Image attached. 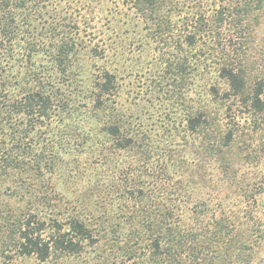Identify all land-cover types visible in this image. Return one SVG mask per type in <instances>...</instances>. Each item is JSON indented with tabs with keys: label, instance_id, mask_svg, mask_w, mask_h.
I'll return each instance as SVG.
<instances>
[{
	"label": "trees",
	"instance_id": "obj_1",
	"mask_svg": "<svg viewBox=\"0 0 264 264\" xmlns=\"http://www.w3.org/2000/svg\"><path fill=\"white\" fill-rule=\"evenodd\" d=\"M107 1L103 8L102 0H0V264H264L255 210L264 194V0ZM120 5L147 37L173 50L170 57L187 52V69L177 64L175 74L214 67L217 83L188 113L192 140L175 156L163 146L155 157L147 138L102 121L106 139L94 156L96 165L111 164L112 179L89 210L90 191L66 202L54 191L49 130L67 111L62 86L78 47L106 59L98 16ZM36 20L47 40L41 50L31 33ZM38 54L50 59L57 81L42 77ZM114 82L99 71L91 116L106 117ZM202 184L208 193L195 192Z\"/></svg>",
	"mask_w": 264,
	"mask_h": 264
},
{
	"label": "rangeland",
	"instance_id": "obj_2",
	"mask_svg": "<svg viewBox=\"0 0 264 264\" xmlns=\"http://www.w3.org/2000/svg\"><path fill=\"white\" fill-rule=\"evenodd\" d=\"M102 2L103 8L110 6L107 0ZM98 17L100 22L97 23L96 29L105 40L106 59H95L90 53L89 46L78 47L76 59H72L69 80L62 86L63 97L68 102L67 111L62 115V121H55L49 130V138L54 140V151L57 153L53 178L56 176L58 180H55L58 183L54 191L64 202L67 198L71 201L79 192L83 194L90 191L86 207L89 210L94 208L95 201L102 195L105 183L112 179L109 168L111 164L107 167L96 165L94 156L98 143L101 145L106 139L98 131L102 121L108 119L116 121L126 132L138 133V139L147 138L156 149L155 157L161 156L159 150L162 151L163 146L174 150L175 156L185 152L192 140L185 126L188 113L208 101L206 90L211 83H217L214 67L209 70L197 68L191 76L188 70L184 75H179V72L175 74L173 66L177 64H183L187 69V63L182 59L187 52H182L183 56L179 59L170 57L173 50L168 49L162 42H153L147 37L148 30L144 28L143 23L135 19L122 5L116 13L105 15L103 12ZM105 17L111 22L106 24L102 20ZM129 18H132L134 24L125 25L124 20ZM38 21L32 23L31 33L38 43V50H41L47 40L38 35L42 30L41 21ZM34 60V64L40 63L44 67L43 78L57 81L55 79L58 76L49 67L50 59L38 54ZM22 62L20 73L25 71V61ZM102 69H107L113 75L115 84L106 101V117L101 113L99 117H93L88 113V108L92 105L89 95L95 78ZM15 71L17 70L13 69V73ZM190 78H192L190 83H193L194 87L189 83ZM219 87L223 85L220 83ZM105 145L107 147L110 144ZM155 161L153 158V164ZM123 163V168H126L129 162ZM104 170L103 174H98ZM96 178L102 182L99 187L91 188ZM210 187L213 189L217 185L210 181ZM207 188L205 186L201 190L195 187V192L208 193ZM230 193H234V189ZM257 200L255 210L264 223V194L259 195ZM235 201L239 206L238 201L236 199ZM27 262L29 261L16 264ZM74 263L76 261L69 262Z\"/></svg>",
	"mask_w": 264,
	"mask_h": 264
}]
</instances>
